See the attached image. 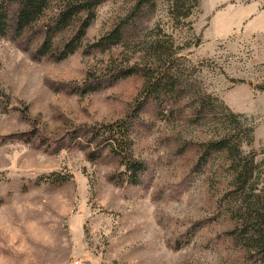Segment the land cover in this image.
<instances>
[{
	"label": "rangeland",
	"instance_id": "1",
	"mask_svg": "<svg viewBox=\"0 0 264 264\" xmlns=\"http://www.w3.org/2000/svg\"><path fill=\"white\" fill-rule=\"evenodd\" d=\"M248 1L108 0L60 61H34L36 43L0 38V264H264V245L226 234L247 217L244 232L264 238L251 224L264 221V62L236 30L215 38L234 24L213 5ZM115 28L123 43L90 50ZM128 66L141 75L81 93L88 78ZM163 71L174 86L163 109L147 103L130 130L146 169L139 185L120 181L107 148L88 160L66 141L77 127L126 119ZM220 139L251 159L250 192L233 186L238 159L227 151L196 164Z\"/></svg>",
	"mask_w": 264,
	"mask_h": 264
},
{
	"label": "trees",
	"instance_id": "2",
	"mask_svg": "<svg viewBox=\"0 0 264 264\" xmlns=\"http://www.w3.org/2000/svg\"><path fill=\"white\" fill-rule=\"evenodd\" d=\"M14 2L15 10L13 14H8L9 7L0 0V38H9L13 41H27V44L36 43L32 52L34 61L48 57L55 61L65 59L73 54L81 45L87 28L95 17L96 8L108 0H9ZM152 0H135L134 5L140 7L147 5ZM53 4V5H52ZM68 33L67 37L63 34ZM125 35L119 28L113 29L105 37L88 45L93 50L104 52L112 46L123 43ZM37 40V41H35ZM140 74V70L135 66L122 67L120 69L108 72L104 78L91 77L83 84L81 93L98 91L104 86H110L118 80L129 76ZM104 84V85H103ZM172 78L167 71H163L156 78L148 77L146 87L143 90L141 100L128 113L126 119L117 122L114 125L103 127L85 128L77 127L70 131L68 135L69 143L77 145L80 149H87L88 160H94L99 157L107 148L111 158H115L118 164L122 166L120 180L132 186L140 184V178L145 173V166L140 161L134 159L131 154V142L129 140L130 130L137 115L143 106L149 102L154 103L163 109V99L173 91ZM203 109L199 110L201 114ZM236 148H231L223 142V139L205 144L201 154L197 158V165L202 166L213 153L227 151L232 157V163L238 156ZM238 159V157H237ZM236 169H233V186L235 189L244 190L248 188L251 191L253 183V165L251 159L243 161L238 159ZM239 168V169H237ZM119 175V176H120ZM261 208L264 210V205ZM247 218V217H246ZM243 227L246 228L244 222ZM253 221V222H252ZM251 224L257 225L263 230L264 221L261 214L251 219ZM249 226V225H248ZM238 232L229 231L227 236L236 241L242 237L248 238L251 248L264 245V238L257 237L256 232H244L245 229ZM249 229V228H248ZM244 232V233H242ZM261 234V232H260ZM261 249V248H260Z\"/></svg>",
	"mask_w": 264,
	"mask_h": 264
},
{
	"label": "crops",
	"instance_id": "3",
	"mask_svg": "<svg viewBox=\"0 0 264 264\" xmlns=\"http://www.w3.org/2000/svg\"><path fill=\"white\" fill-rule=\"evenodd\" d=\"M235 5H213L220 7L215 16H219L218 18L226 24L228 18L232 17L234 24L229 31L217 34L215 38H225L236 30L239 42L251 44L256 60L264 62V0H249L245 4Z\"/></svg>",
	"mask_w": 264,
	"mask_h": 264
}]
</instances>
